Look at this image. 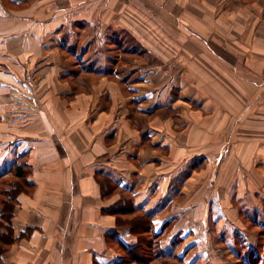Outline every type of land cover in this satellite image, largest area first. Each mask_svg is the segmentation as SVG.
<instances>
[{"label": "crops", "instance_id": "crops-1", "mask_svg": "<svg viewBox=\"0 0 264 264\" xmlns=\"http://www.w3.org/2000/svg\"><path fill=\"white\" fill-rule=\"evenodd\" d=\"M145 2L165 28H188L199 37L221 30L264 59V0ZM26 5L16 10L0 0V264H113L118 242L137 241L114 212L117 190L151 214L158 246L179 263L195 264L196 254L208 259L203 246L215 222L231 253L248 246L255 264H264L258 239L264 235V88H246L241 67L230 70L222 53L199 59L223 78L226 89L211 88L222 91L217 101L199 95L212 91L207 83L218 86L210 71L188 73L204 81V88H192L183 68L164 65V58V66L158 57L157 70L145 67L140 79L118 75L117 60L126 63L129 45L120 35L116 48L117 33L105 42L101 34L133 33L127 20L135 0ZM72 59L81 68L76 73L69 70ZM133 99L146 119L134 117ZM253 101L260 105L249 107ZM158 109L168 115L154 117ZM192 157L204 158L205 169L214 157L221 163L230 174L221 191L203 199L188 187L191 176L182 182Z\"/></svg>", "mask_w": 264, "mask_h": 264}, {"label": "rangeland", "instance_id": "rangeland-1", "mask_svg": "<svg viewBox=\"0 0 264 264\" xmlns=\"http://www.w3.org/2000/svg\"><path fill=\"white\" fill-rule=\"evenodd\" d=\"M1 1L16 9V6L21 8L28 6L26 4H28L29 0H14V1L1 0ZM259 4H262V2ZM144 6H148L145 0H135V7H136L135 14L133 15L130 14V19L127 20L130 22L132 26H134L133 33H131L129 30L119 31V29L114 28L108 30L107 33L103 32L101 34L102 37L101 40L105 42V39L107 40V38H110L109 35L117 33V35L113 36V40H111L116 48H121V45H119V41L122 43V41L119 38L120 35L124 40L127 41L129 45L126 48V52H128L125 57L127 59L126 63L125 62L120 63L117 60V62L120 64L118 70H122L119 71L118 75L129 73V75L126 74L127 77L126 75H124L123 77L128 78V76L132 74V77L135 76V79H137L138 76L142 75L143 70L147 66L149 68L148 71L150 72L153 71L154 69L157 70L156 68L158 66L157 59L160 58L159 66L170 64V66H172L173 68L175 65L176 70L183 68L182 79L183 81L184 80L186 81L188 79L189 81L191 80L193 82V84L191 85L192 88H204V85L201 84L204 81L199 80L197 78H194L192 80V78L190 79L188 73H190L191 75L197 73L205 74L204 71L205 69L207 72L210 71L209 74L211 75V78L218 85L212 87L206 82L207 84L205 85V87L209 89L215 87L219 88L220 90L226 89V88H222L219 85L223 80V78L220 77L219 73L211 66L207 68L204 67L203 69L202 67L204 65L202 62L204 61H199V59H202L207 53H212V54L222 53L221 56H224L223 59L224 63L231 65L230 70H234L236 67L237 68L241 67L242 70L240 69V71H237V73H239L245 79L246 88H248L247 86H250V88H264V59L252 57L248 50L249 49L248 47H250L249 45H238L236 41L235 43L234 41H230L227 37H223L221 30H215V34L217 37L215 35L213 37L211 36L207 37L206 31L202 30L203 36L199 37L188 28L186 29L182 28L178 30L175 28H165L162 24L155 21L154 20L155 18H153L147 13ZM158 15L160 16V14ZM252 15L254 14H251V16ZM261 15L262 14H260V16ZM168 16L172 18L173 14L170 13L168 14ZM262 16L264 17V15ZM261 22L264 23V20H262ZM178 31L182 33L179 34ZM130 50H132L133 52H131ZM238 54L242 56L243 61H238L236 59L235 55ZM134 57L136 61H132ZM163 58L165 60L164 65L161 63L164 61V60L161 61V59ZM143 59L146 60V62L141 61ZM69 64H70L69 70L72 73H76L81 69L80 66L75 65L78 63L77 61H74V59L69 60ZM109 64H110L109 65L110 70H113L112 62ZM184 68H187V70L184 71ZM201 69H203V71ZM217 69L221 72V68H217ZM130 70L132 71V73H130ZM179 74L180 73H177V77L179 76ZM113 75L111 74L109 76L108 74L110 80L114 81L115 83H117V81L119 83L123 81L117 79L116 75L114 76ZM156 75L157 74L155 72L153 75L149 73V76H152L151 82L153 81V77H156ZM186 76L188 77V79L186 78ZM229 85L231 88L234 87V84L229 83ZM182 88H184V86H182ZM231 88L229 89L233 91V89ZM211 90H212L211 92L199 94V95L206 94L208 98L209 97L213 98V101L220 100L222 91L221 93H217L213 89ZM175 95L176 97H179V95L183 96L179 92H176ZM133 101H134L133 108L135 111L134 117L138 118L139 120L146 119V116L138 112L139 110L136 107L137 101L135 99H133ZM257 105L260 104L254 105V101H253L252 104H249V107H253ZM159 110L160 109H158V111L154 113L155 115L154 117L158 118L159 116H162L163 113L168 115L167 114L168 110L166 111L165 110L159 111ZM186 143L187 142L185 141L184 146L188 145ZM215 159L216 158L214 157L213 160L214 162L205 169V164H202L204 158L192 157L185 164V169L184 171H182V182L184 181L186 175L191 176V178L187 179L188 187L195 189L196 192H198V194L203 199H205L207 196H210L212 190H214L215 192L221 191V189L224 188L223 186L227 184L230 177L229 173H225L222 171V168L219 167L221 163L215 161ZM115 193H116L115 194L116 203H119V200H121V198H124L125 195H128V193H126L125 191H120V190H117ZM136 215H139V212L132 213V215L120 216L121 217L120 219L122 220L124 218H130V217L135 218ZM243 223L247 228L255 227L248 220H243ZM209 224H210L209 225L210 230L212 231V235L210 238H208L207 242L203 246L204 250L208 252V259L205 260L202 255L196 254L195 256L197 260L195 264H249L245 262L243 263L242 259H246L251 264L256 263L253 259V253L249 251L248 246L239 247L240 253H238L237 255L235 253H231V251L227 247V244L224 242L223 237L215 231L216 223L209 222ZM254 229L257 228L255 227ZM145 236H146L145 232H142L140 234V238L144 241H145ZM258 239L260 240L259 243H261V245H264V235L259 237ZM256 245L258 246V243ZM253 249L255 250L257 248L253 246ZM193 252L194 251L191 250L189 251V254L187 255V259L188 257H191ZM262 255L264 256V254ZM173 257H174L173 255H170V257L166 258L165 261L152 258L150 261H148L147 264H166V262H168L169 264L175 263L176 260ZM178 264H187V263H185L184 261L182 262L180 261L179 263L178 261Z\"/></svg>", "mask_w": 264, "mask_h": 264}, {"label": "trees", "instance_id": "trees-1", "mask_svg": "<svg viewBox=\"0 0 264 264\" xmlns=\"http://www.w3.org/2000/svg\"><path fill=\"white\" fill-rule=\"evenodd\" d=\"M17 175L24 176L22 170L20 169L17 170ZM126 193H128V195L121 198L119 203L114 204V212L119 214L118 219L120 223L128 224L130 226V231L136 236L137 241L134 245H127L125 243L118 242L117 248L119 257L113 264H147L152 258L165 261V259L169 258L170 255H173V258L176 260L175 263L171 264H178L180 259L177 255L171 254V252L169 253L158 246L159 242L157 240V233L153 232L151 214L146 210L137 208L130 193L128 191ZM3 206L4 204H2L1 207ZM135 212H139V215H136L135 218L130 217L122 220L120 219V216L132 215V213ZM142 232L146 233L145 241L140 238V234ZM166 264L169 263L166 262Z\"/></svg>", "mask_w": 264, "mask_h": 264}]
</instances>
